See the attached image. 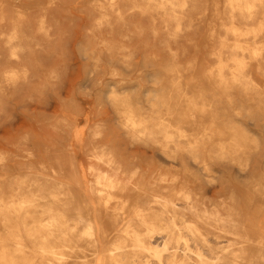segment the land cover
Returning <instances> with one entry per match:
<instances>
[{
	"label": "bare ground",
	"instance_id": "1",
	"mask_svg": "<svg viewBox=\"0 0 264 264\" xmlns=\"http://www.w3.org/2000/svg\"><path fill=\"white\" fill-rule=\"evenodd\" d=\"M198 2L0 0V113L9 110L0 133L14 139L0 161L18 157L27 168L6 183L15 197H0V264H212L205 251L218 264H264V199L249 212L229 185L228 208L205 206L200 192L218 165L240 176L264 159L244 148L238 111L202 110L216 106L186 97L187 77L203 72L227 104L234 86L264 98V0H224V15L212 7V66L187 37L198 35ZM146 25L163 50L124 45ZM180 36L195 45L186 65L169 45ZM141 144L170 163L147 186L124 162ZM223 236L225 245L211 243Z\"/></svg>",
	"mask_w": 264,
	"mask_h": 264
},
{
	"label": "rangeland",
	"instance_id": "2",
	"mask_svg": "<svg viewBox=\"0 0 264 264\" xmlns=\"http://www.w3.org/2000/svg\"><path fill=\"white\" fill-rule=\"evenodd\" d=\"M218 4V11L223 13H227L224 0H199L198 6L200 7L197 11V13H201L200 19L197 21V19L194 21L196 26V31H198V35H191L187 37L194 38V40L197 43V46L200 47V50H202V58L203 63L209 65L216 64V58L210 53L211 51H214L216 49H219L220 44L219 42L212 41L211 38L209 42L205 38V31H207L205 22H208L211 16V9L213 6H216ZM79 4L75 6V8L79 9ZM224 18V16H222ZM221 17V18H222ZM188 19V16L184 17V21ZM160 19L157 20V25L160 23ZM219 19H214V31H220L221 33H224L223 27L220 25ZM198 22V23H197ZM148 25L144 26V30H142L138 35L132 36L131 40H124L125 46L132 47L137 46L140 48V50L143 52L151 53L152 49H155L158 51V48L160 50H163V44L158 41V39L154 36H150V29L147 28ZM172 25H168L167 27H159L158 28V36L166 37L165 29H171ZM190 31V29H188ZM228 37H231V35H228ZM170 47L173 49V51L177 52V59L180 61L183 65L188 64V60L191 62V58L194 55V48L195 45L192 43L191 40H187L184 38V36H180L177 41L170 42ZM183 49L185 50L183 52ZM167 53V51H165ZM163 53V51H160V54ZM213 56V57H212ZM189 74H191L189 72ZM187 88H186V97L192 98L195 101H199L200 99H203V102L205 103H212L215 104V108L210 109L208 106L205 105V107L202 110H236L238 113L236 118L243 123V128L247 130V137L251 140L248 142L249 147H244L247 151H249V155H252L253 159L261 160L264 159V98H259L256 94L249 92V93H242L236 86L232 87L230 90V96H231V102L230 104H227L226 98L223 96L222 89H217L209 84L206 81V77L204 76V73H199L198 77H187ZM198 79L200 81H198ZM256 83L260 86L264 83V79L261 76H257ZM193 84L199 85V87H195L193 89ZM261 90V88H259ZM198 93V94H197ZM203 95V96H202ZM199 107L200 105L197 104ZM7 107L5 108V110ZM183 109V107L180 108V110ZM88 110H93L92 106L88 107ZM142 110H149L148 108H143ZM199 110V109H194ZM9 110L3 111L0 113V116L5 118L7 112ZM19 111V110H18ZM7 119V118H6ZM8 122V121H7ZM84 123V122H82ZM241 129V128H240ZM22 130V129H21ZM213 133H217L216 126H213ZM23 133V132H22ZM21 133V134H22ZM218 134V133H217ZM14 141L13 138L8 136V133L5 135L3 133H0V152H3L5 155L10 154V152H13L14 146L12 142ZM254 142L261 146H254ZM21 143V142H20ZM253 146V147H252ZM21 147V144H20ZM124 147V146H123ZM243 149V148H242ZM126 159L125 167L127 169L135 168L137 169V178L134 181H137V179H141L144 182V185H149V183L155 182L159 170H162L163 168L169 167V162L165 160V158L157 152H151L150 149L144 145H139L137 150L132 152H129L126 150ZM240 154H243V152H240ZM261 163V162H260ZM9 165L12 166V169L8 167ZM20 167H17V166ZM257 172H253L252 174L245 175H238L236 171L231 172L226 170V167H223L218 165L215 168V177L216 181L214 186H210L206 184L204 181H202V185L204 187L203 190H200V192L203 193V203L205 206H210V204H213L214 202L218 201H225L226 207L228 208V205L234 204L233 201H231L228 197L230 195V190L227 187L229 185L230 188H232L236 194L241 198L240 202H237L238 207L240 210H248L249 212L253 211L254 208L257 207L260 200L264 199V163L260 164ZM85 167V165H84ZM83 167V170H84ZM27 168H24V164L21 158L15 157L12 159H4L0 161V185L3 184V187L7 185L8 179L18 177L22 175ZM42 174H45V172H42ZM52 175V174H50ZM229 182V183H228ZM152 185V184H151ZM191 190V188H189ZM17 191V186H9L7 185L3 189V193H0V197H4V200H7L8 198H11L12 196L15 197ZM245 193L249 194L250 201L248 204H246V201L244 200ZM243 195V196H242ZM245 202V204H244ZM94 203V201H93ZM220 212L225 213V210L222 208ZM233 212V210H232ZM118 230V229H117ZM116 230V231H117ZM0 232L2 234L6 233V230L2 226H0ZM27 241V240H26ZM151 241L154 244L161 245L162 239L159 237L154 236L151 238ZM226 237H220L216 240L212 239L211 243H217V246L219 245H225L226 243ZM28 243V241L26 242ZM102 244V243H101ZM103 245V244H102ZM101 245V246H102ZM102 248V247H101ZM100 248V249H101ZM29 253V252H27ZM205 256L209 258V260L212 262V264H218L219 261L215 262V259L220 256L219 254L215 252H204ZM100 256V253L98 254ZM36 260V259H35ZM151 264H156L155 261H150ZM33 264H37V262H34ZM72 264H76L72 263Z\"/></svg>",
	"mask_w": 264,
	"mask_h": 264
}]
</instances>
